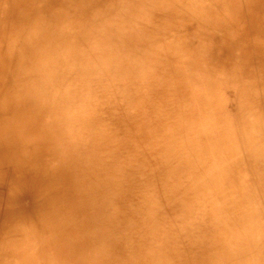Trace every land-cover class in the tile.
Here are the masks:
<instances>
[{"label": "clouds", "instance_id": "9594fccd", "mask_svg": "<svg viewBox=\"0 0 264 264\" xmlns=\"http://www.w3.org/2000/svg\"><path fill=\"white\" fill-rule=\"evenodd\" d=\"M0 264H264V0H0Z\"/></svg>", "mask_w": 264, "mask_h": 264}]
</instances>
